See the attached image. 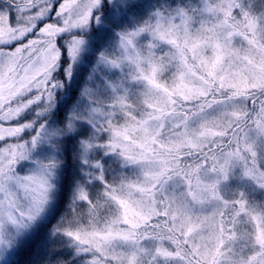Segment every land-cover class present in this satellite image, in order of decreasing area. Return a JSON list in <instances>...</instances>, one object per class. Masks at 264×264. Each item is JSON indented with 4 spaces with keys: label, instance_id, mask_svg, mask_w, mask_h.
<instances>
[{
    "label": "snow or ice",
    "instance_id": "snow-or-ice-1",
    "mask_svg": "<svg viewBox=\"0 0 264 264\" xmlns=\"http://www.w3.org/2000/svg\"><path fill=\"white\" fill-rule=\"evenodd\" d=\"M0 264H264V0H0Z\"/></svg>",
    "mask_w": 264,
    "mask_h": 264
}]
</instances>
